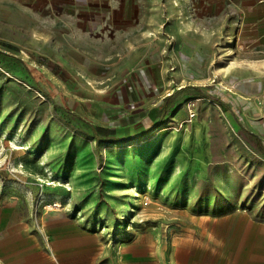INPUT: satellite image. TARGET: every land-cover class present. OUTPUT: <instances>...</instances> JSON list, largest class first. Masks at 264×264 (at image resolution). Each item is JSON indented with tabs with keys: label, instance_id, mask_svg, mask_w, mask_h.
<instances>
[{
	"label": "rangeland",
	"instance_id": "rangeland-1",
	"mask_svg": "<svg viewBox=\"0 0 264 264\" xmlns=\"http://www.w3.org/2000/svg\"><path fill=\"white\" fill-rule=\"evenodd\" d=\"M145 42L139 66L150 67L144 58L157 50L153 69L118 70L111 80V71L85 72L90 80L46 71L0 46V264H44L59 251V264H183L191 256L215 264L264 236V99L251 96L260 86L245 70L247 39H218L217 62L230 55L238 69L213 65L184 93L162 83L174 73L166 46ZM221 72L242 92L238 103L227 100L232 113L206 97L231 93L214 77ZM146 74L161 85L141 84ZM90 125L114 140L136 138L104 143Z\"/></svg>",
	"mask_w": 264,
	"mask_h": 264
},
{
	"label": "crops",
	"instance_id": "crops-1",
	"mask_svg": "<svg viewBox=\"0 0 264 264\" xmlns=\"http://www.w3.org/2000/svg\"><path fill=\"white\" fill-rule=\"evenodd\" d=\"M194 1L197 9L191 14L190 0H161L165 8L162 13H158L159 0H0V46L6 55H25L23 61L29 65L36 64L46 71L57 68L83 72L77 75L90 80L92 73L85 72L152 70L157 50L153 51L154 58L151 52L149 59L144 58L150 67H140L142 54L137 48L143 47L145 40V46L157 45L160 40L166 46V70L172 68L174 72L166 80L162 78V83L184 93L188 86L200 87L213 65H217L215 70L228 74L238 69L233 56L226 55L225 60L217 62V41L224 34L235 42L245 38V70L253 75L250 84L260 86L251 96L264 99V0ZM141 6L149 7L150 14H140ZM34 55L42 58L35 59ZM113 73L106 76L108 80L115 77ZM222 75L214 77L233 92L220 97L235 111L228 101L238 103L240 86L230 76L219 78ZM143 77L137 78L143 85L147 80L161 85L150 74ZM165 100L166 109H171L174 98L168 96ZM93 127L109 132L103 126ZM242 246L236 254L220 255L215 264H264L263 235L251 248ZM55 256L59 260L61 252ZM55 256L45 257L44 264H57ZM205 259L206 256H191L183 264H206Z\"/></svg>",
	"mask_w": 264,
	"mask_h": 264
},
{
	"label": "trees",
	"instance_id": "trees-1",
	"mask_svg": "<svg viewBox=\"0 0 264 264\" xmlns=\"http://www.w3.org/2000/svg\"><path fill=\"white\" fill-rule=\"evenodd\" d=\"M41 91L43 92V90H41ZM206 97L209 98L210 100H212L216 105H218L224 111L232 113V110L230 109V107L227 106V104L224 103L222 100L216 99V98H213V97H210V96H206ZM169 99H171V97H169L167 99V101ZM54 107L58 108L57 104H55ZM169 109H170V106H168L167 109L164 110L163 115H162L163 117H164L165 113L168 112ZM162 121H164V119H162ZM90 127L93 129V133H94L95 139L98 140V141L104 142V143L117 144V143H120V142H128V141L134 140L136 138V137L135 138H125V139H122L121 141L120 140H114V139L109 138L107 136H102L101 135L102 132L106 131L105 129H99V128H95L93 126H90ZM258 146H259L258 147L259 151L261 152L262 155H264V149L261 147L260 142L258 143Z\"/></svg>",
	"mask_w": 264,
	"mask_h": 264
},
{
	"label": "bare ground",
	"instance_id": "bare-ground-1",
	"mask_svg": "<svg viewBox=\"0 0 264 264\" xmlns=\"http://www.w3.org/2000/svg\"><path fill=\"white\" fill-rule=\"evenodd\" d=\"M162 132H163V130H161V129L158 130V131L155 133L156 137L159 136L160 134H162ZM154 139H155V138H154ZM151 140H152V139H151Z\"/></svg>",
	"mask_w": 264,
	"mask_h": 264
},
{
	"label": "built area",
	"instance_id": "built-area-1",
	"mask_svg": "<svg viewBox=\"0 0 264 264\" xmlns=\"http://www.w3.org/2000/svg\"><path fill=\"white\" fill-rule=\"evenodd\" d=\"M189 112H190L191 117H194V114L191 111H189Z\"/></svg>",
	"mask_w": 264,
	"mask_h": 264
}]
</instances>
